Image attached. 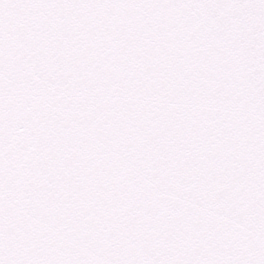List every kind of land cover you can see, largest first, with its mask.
Segmentation results:
<instances>
[{"label":"snow or ice","instance_id":"6c2138e0","mask_svg":"<svg viewBox=\"0 0 264 264\" xmlns=\"http://www.w3.org/2000/svg\"><path fill=\"white\" fill-rule=\"evenodd\" d=\"M0 264H264V0H0Z\"/></svg>","mask_w":264,"mask_h":264}]
</instances>
